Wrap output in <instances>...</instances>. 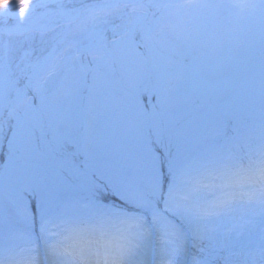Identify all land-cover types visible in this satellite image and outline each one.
I'll return each instance as SVG.
<instances>
[{"label": "snow or ice", "instance_id": "6c2138e0", "mask_svg": "<svg viewBox=\"0 0 264 264\" xmlns=\"http://www.w3.org/2000/svg\"><path fill=\"white\" fill-rule=\"evenodd\" d=\"M49 2L39 0L38 6ZM152 3L258 12L264 56V0H101L88 16L95 20L110 7ZM135 27L125 26L110 42L102 32L88 33L85 42L70 44L72 55L54 45L30 65L35 103L28 98L11 129L0 121V145L6 146L0 181L15 169L28 176L9 197L13 217L6 212L0 186V264H179L185 244L177 223L181 217L193 225L194 240L215 238L225 222L221 239L227 240L257 218L264 220V66L257 86L245 54L254 38L244 40L236 30L224 34L211 19L176 42L156 39L145 26V54L132 38ZM82 54L92 62L81 63ZM208 72L216 78L208 79ZM53 76L58 84L50 92L45 85ZM132 82L137 87L130 93ZM6 83L11 81L0 55V107ZM213 95L227 97L219 116L215 109L202 110ZM17 100L25 103L19 90ZM254 133L261 142L249 151L247 163L234 161L233 149ZM78 136L91 139L98 166L141 173L161 190L167 171L162 203L135 193L130 200L117 191H103L52 211L53 189L65 165L78 155ZM37 221L39 237L34 239ZM153 229L159 245L155 262ZM260 239L251 264H264V227ZM230 256L223 264H237ZM193 264L209 262L193 257Z\"/></svg>", "mask_w": 264, "mask_h": 264}, {"label": "rangeland", "instance_id": "374dc122", "mask_svg": "<svg viewBox=\"0 0 264 264\" xmlns=\"http://www.w3.org/2000/svg\"><path fill=\"white\" fill-rule=\"evenodd\" d=\"M34 1L35 0H0V11H5L7 8L11 7H17L19 3H23L24 6L32 5ZM79 1L88 2L89 0ZM78 4V2H75L73 4H66L65 1L55 5L48 3L46 7H37L35 12L30 14L28 18H25L23 20H16L8 17L2 18L0 19V32L6 29H9V31H11L10 33L18 34H24L33 29L48 32L56 27L55 25L58 20L51 18V15L53 12L59 9L60 13L58 19L63 16H67L69 19L80 20L82 18V15L86 16L83 17V20L78 21L79 23L74 25L72 28H68L62 33H60V30L56 27L55 29H58L57 33L54 32L52 34H49L47 36L48 41L44 40L43 44H40L41 49L50 48L51 50V48L55 45L58 49L66 48L67 51L65 52V55H72V48L70 47V44L72 42H85L84 37L88 33L102 32L106 40L110 42L112 39L116 38L123 30L124 27H122L121 25L131 26L133 23H135L136 27L132 38L134 39L136 45L139 46L137 50L141 53L147 54V50L143 46L145 42V33L143 28L145 26L151 27L153 29V35L156 39H159L161 36H165L169 41L176 42L185 33L195 30L198 26L211 19L224 34L236 30L240 32L241 38L244 40L254 38V44L252 48L245 54L249 57V71L254 74L256 84L257 86L259 85L262 66H264V56H262V44L260 40V29L262 21L258 12H253L250 9L241 11L239 9L229 7L216 9L181 8L180 10L177 7H165L160 4L152 3L146 4L144 7L137 6L132 7L131 9L140 7L139 10H150L152 12V17L153 15L156 16L157 14H159L158 12H160L161 15L154 17L155 20L151 19L155 22L154 27H152L150 21L149 23H146V20L144 18L145 15L141 11L130 18L128 22H123L120 24V26H118L114 22L115 15H108L107 17L102 15L101 17L94 20L88 16V12H84L82 14H74V10H72L73 12H71L70 10L73 7H77ZM98 5L99 4L95 5V3H93V7L95 8H97ZM162 9H164L163 12L161 11ZM106 14H110V12L108 11ZM161 18L163 20H161ZM28 19H30L28 22H24ZM87 21H90L92 25L90 28L85 26ZM19 22L24 23L18 24ZM165 23H167L168 25L170 23L171 26H168L167 31L165 32L160 31V27L162 28ZM67 27H70V25H67ZM77 31H81V33H77L76 35L81 34L84 37L78 40H74V33ZM170 31L179 32L178 34H173ZM6 35L7 34H5L4 32L0 34V41L5 39ZM62 37H66L63 43H61ZM15 44L18 45V49H20V52L17 56V62L15 63L14 69L9 66L8 62L13 56V54L10 56L8 55L9 47L3 52L2 50L0 51V55H3L4 57L6 78L8 81H11L10 85L8 83H6L5 85L3 105L2 107H0V119L5 114L14 113L21 105L20 110L17 111L16 116L12 121L10 129L15 125L16 117L23 116L25 106L28 103V98H31V102L35 103L38 97V93L34 91L31 82L32 68L30 67V65L35 64L42 57L38 54L35 61H29V56L26 53V49H24V47H26L27 45V42L24 40H18L15 42ZM243 51L244 50H242V52ZM80 62L91 63L92 60L90 56L82 54L80 57ZM206 77L208 79H215L216 74L214 72H208L206 73ZM57 84L58 77L53 76L49 78L45 86L51 92L56 88ZM136 87V83L132 82L128 85V91L132 93L135 91ZM17 90L24 94L25 103H18ZM226 100L227 97H221L217 95L210 96L204 102L202 110L209 111L215 109L217 116H219V113L224 111ZM196 103L199 104L200 101L197 100ZM256 106L258 110V96ZM132 111L133 114H135L136 110L133 109ZM231 123L232 125H235L237 122L236 120H232ZM76 141H78L76 143V147L79 150L78 155L74 158L73 162H69L65 165V168L61 171L60 176L57 178L51 201L52 211H58L65 202L92 199L94 198L95 194L102 193L103 191H117L130 200H132V194L135 193L141 195L146 199L161 202V194L163 189L161 190L158 185L154 186L145 175L141 173H135L132 170H110L102 166H98L97 150L92 144L91 139H85L82 136H78L76 137ZM260 142L261 139L259 134L254 133L250 136L246 143L242 142L241 145L246 146L248 151H250L251 149H254L256 146H258ZM5 150L6 146L0 145V159L2 158L3 152ZM68 151L71 152L72 149L69 148ZM241 154L248 155V152H242V149H240V147L238 149H233L232 159L237 162L238 156ZM161 159L163 161L165 157L162 156ZM27 179L28 176L22 169H15L11 174L6 175L4 179L0 181V186H2L4 195V207L10 217L14 216V210L12 204L9 202V197L16 195L19 192L20 187L27 181ZM167 179L168 173L167 171H165L163 185H165ZM108 199H111V197H108ZM116 203L121 208L126 209L127 206H129L128 208L134 209L131 204L122 205V203L120 202ZM187 221L188 220H186V226L189 225L191 232H186L180 226L182 239L184 240L185 244L184 250L181 251L178 257L179 264L188 263L187 255L190 251V240L193 239V225L190 221ZM17 226L23 227V225ZM227 227L228 224L226 222L223 223L220 226L218 232L214 234L215 238L205 239L212 240L214 246L218 248L223 247L225 249H232L238 244V247H242L247 251H251V257L250 254L248 255L251 264L253 256L256 252L255 249L258 248L261 244V228L264 227V220L257 218L254 224L246 228L242 234L237 235L236 233H232L227 240H222L221 232ZM35 230L39 232L38 221L35 225ZM152 242L153 241L151 237V245ZM40 243L43 246V242L41 241ZM205 260L208 261L209 264H215L212 263L213 258L210 253H207V255L202 259V261Z\"/></svg>", "mask_w": 264, "mask_h": 264}, {"label": "trees", "instance_id": "16d2710c", "mask_svg": "<svg viewBox=\"0 0 264 264\" xmlns=\"http://www.w3.org/2000/svg\"><path fill=\"white\" fill-rule=\"evenodd\" d=\"M75 2H78L80 4H78L77 7H73L71 9L74 10V14H82L84 12H88L90 9H93V3H95V5L98 3V4H101V0H89L88 2L86 1H79V0H74L72 2H70V4H73ZM130 8L131 6H125V5H119V6H116V7H113L111 9H107L109 12H110V15H115V24L116 23H119L120 20L119 18H122L121 20H125V18L127 17L128 13L130 12ZM56 12V11H55ZM55 12L52 14L53 15V18H57L58 22L56 23V27L60 30V32H64L68 27V22H69V19L66 18V19H63V18H59L58 19V16H59V13H60V10L58 11L59 13H56ZM73 14V13H72ZM86 15H82V18L80 20H71V24L70 27L72 28L74 25H76L78 23V21H81L83 20V17H85ZM29 20H25L24 22H28ZM24 22H19L18 24H23ZM86 27L90 28L92 25L90 23V21H87L86 24H85ZM58 29H53L52 31H48V32H43V31H40V30H30L24 34H7V32L9 31V29H6L4 31H1L0 34H2L3 32L5 34H7L5 36V39L1 40L0 41V51L2 50V52L5 50V49H8L9 47V56L13 54L11 60L9 61L10 64H11V67L14 69L15 68V63L17 62V56L20 52V49H18V45L15 44L16 41L18 40H24L27 42V45L26 47H24V49H26V51L30 52V55L31 54H36L38 53L40 50V44H43V41L44 40H47V36L49 34H52V33H57ZM43 33V34H41ZM77 33H79V31L75 32L74 34L76 35ZM8 56V57H9ZM4 123H5V127H6V130L10 129V125H11V118L9 117H6L4 119ZM2 159V158H1Z\"/></svg>", "mask_w": 264, "mask_h": 264}, {"label": "water", "instance_id": "95a60500", "mask_svg": "<svg viewBox=\"0 0 264 264\" xmlns=\"http://www.w3.org/2000/svg\"><path fill=\"white\" fill-rule=\"evenodd\" d=\"M53 1H61V0H53ZM38 3H37V5H38ZM3 16H11V15H9L8 12H6V13H0V17H3Z\"/></svg>", "mask_w": 264, "mask_h": 264}]
</instances>
